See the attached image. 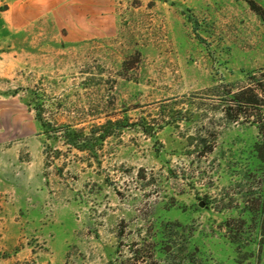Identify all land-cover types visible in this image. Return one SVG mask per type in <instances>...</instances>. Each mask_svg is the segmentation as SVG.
Wrapping results in <instances>:
<instances>
[{"label": "rangeland", "instance_id": "1", "mask_svg": "<svg viewBox=\"0 0 264 264\" xmlns=\"http://www.w3.org/2000/svg\"><path fill=\"white\" fill-rule=\"evenodd\" d=\"M262 70L264 0H0V264H264L259 134L210 90ZM41 103L129 126L93 155Z\"/></svg>", "mask_w": 264, "mask_h": 264}, {"label": "trees", "instance_id": "2", "mask_svg": "<svg viewBox=\"0 0 264 264\" xmlns=\"http://www.w3.org/2000/svg\"><path fill=\"white\" fill-rule=\"evenodd\" d=\"M248 81V84L236 90L229 84L215 85L210 90L217 93L213 94L215 96L225 97L222 98L225 107L224 112L230 119L237 120L242 116L245 122L251 123L257 128L259 140L254 144L253 149L256 158L264 166V70L260 71L259 75L256 73L249 74ZM33 109L36 119L41 124L43 134L56 140L61 138L70 147L79 151H88L93 155L97 154L99 146L107 137L113 135L115 131L129 126L128 122H124L122 119H108L102 124L91 125L89 131L86 132L84 128H77L71 124H57L44 118L42 103L34 104ZM184 109L187 110L181 107L178 112H183ZM140 119L136 125L141 127L144 133L151 134L155 131L154 125L147 122L145 118ZM163 121L170 124L173 122V118L169 116ZM156 125V128L162 127L161 124ZM210 135L214 137L215 132L212 131ZM213 148L214 145L209 143L204 146L203 152H210ZM259 183H262L261 190L257 194V198L251 201V206L247 208V212L264 221V168L261 169ZM236 235L237 232L231 230V238L234 239Z\"/></svg>", "mask_w": 264, "mask_h": 264}]
</instances>
